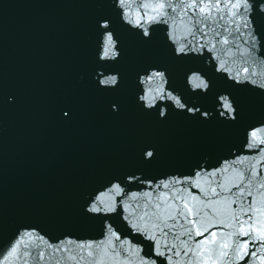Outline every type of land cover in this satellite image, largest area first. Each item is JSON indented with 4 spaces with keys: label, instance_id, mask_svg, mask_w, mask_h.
Instances as JSON below:
<instances>
[{
    "label": "water",
    "instance_id": "95a60500",
    "mask_svg": "<svg viewBox=\"0 0 264 264\" xmlns=\"http://www.w3.org/2000/svg\"><path fill=\"white\" fill-rule=\"evenodd\" d=\"M0 264H264V0H0Z\"/></svg>",
    "mask_w": 264,
    "mask_h": 264
}]
</instances>
